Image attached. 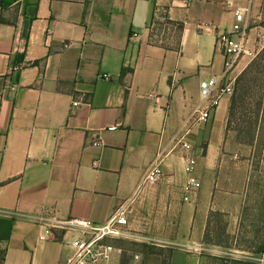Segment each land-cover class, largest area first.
<instances>
[{
	"label": "crops",
	"instance_id": "obj_1",
	"mask_svg": "<svg viewBox=\"0 0 264 264\" xmlns=\"http://www.w3.org/2000/svg\"><path fill=\"white\" fill-rule=\"evenodd\" d=\"M235 10L254 51L264 0H0V264H65L70 233L55 223L105 224L125 202V227L172 248L169 264H201L210 215L231 235L250 201L227 164L232 95L204 124L194 111L200 81L227 83L216 37ZM190 156L201 186L184 201Z\"/></svg>",
	"mask_w": 264,
	"mask_h": 264
},
{
	"label": "rangeland",
	"instance_id": "obj_2",
	"mask_svg": "<svg viewBox=\"0 0 264 264\" xmlns=\"http://www.w3.org/2000/svg\"><path fill=\"white\" fill-rule=\"evenodd\" d=\"M157 20L159 19L155 18L151 22L154 28L157 26ZM262 50L264 51V42L261 46L255 48L254 57L252 59L246 58L245 61L249 59V64L253 59H258V55L260 56ZM257 83L262 86L260 87L261 90L259 89L262 97L261 110L257 121L250 122L248 128H246V125L238 127L231 124L229 129L226 130L227 148L225 152L227 164L235 167L236 164L239 166L238 170L236 168H229V170L235 171L237 176L244 178L243 187L246 190L248 187L250 201L248 204L246 201L242 220L232 229L231 235L219 236L215 234L217 231L210 232L209 238H206L210 243H207V246L201 250V256L203 257L201 264H241L242 261L254 257L255 250L261 244L264 221L258 219L257 213L264 210V83L261 80H258ZM217 221L218 219L214 218L213 223ZM223 222L222 217H220L219 223L223 224ZM123 230L126 232L125 235L120 238L108 239L107 242L138 255L137 259H131L127 253H124L125 264H161V257L167 255V248L157 247L154 243L159 244V242L151 237L144 236L145 234L140 235L141 233L136 230L131 231L126 227ZM216 243L223 248L216 247ZM140 244L155 246L159 249L157 254H161V256L157 254L144 255Z\"/></svg>",
	"mask_w": 264,
	"mask_h": 264
},
{
	"label": "built area",
	"instance_id": "obj_3",
	"mask_svg": "<svg viewBox=\"0 0 264 264\" xmlns=\"http://www.w3.org/2000/svg\"><path fill=\"white\" fill-rule=\"evenodd\" d=\"M245 25L242 12L235 10L234 22L229 32H222L216 37V46L224 56L223 76L227 83L220 82L212 77L199 83V95L204 100L201 107L195 109L194 123L204 124L210 117V113L217 106L222 95H232L237 76L233 74L238 60L242 57L252 59L255 55L253 50L246 47ZM77 102H74V105ZM116 124L107 126L108 131L115 130ZM98 145V142H93ZM185 150L191 149L187 141L181 142ZM195 157L190 156L185 160V181L182 187L183 200L189 201L192 195L200 188L201 183L194 173ZM160 169L158 164H152L141 184L154 181ZM126 202L119 205L105 224H98L89 219L68 218L55 223V227L61 228L70 237L66 244L70 254L65 264H123L124 253L131 259H137L138 255L128 252L120 246L107 242L110 238H120L126 234L123 230L127 225L125 216Z\"/></svg>",
	"mask_w": 264,
	"mask_h": 264
},
{
	"label": "trees",
	"instance_id": "obj_4",
	"mask_svg": "<svg viewBox=\"0 0 264 264\" xmlns=\"http://www.w3.org/2000/svg\"><path fill=\"white\" fill-rule=\"evenodd\" d=\"M261 24H264V21H262ZM123 71H125V69H122L121 72L123 73ZM258 80H261V82L264 83V51L263 50L260 56L258 55V59L257 58L253 59L248 64V66L241 72V74L237 77L235 81L233 94L231 96L230 104L227 112L226 130L229 129V126H231V124H234L235 126L238 127H240L241 125L242 126L246 125V128H248L250 126V122L257 121V118L259 116V111L261 110L260 105H261V97H262V95L259 92V89L261 90L260 87L262 86L260 84L258 85L257 83ZM251 118H253V120H251ZM244 212H245V207L243 213ZM220 217L223 216L221 214H213L209 216L206 226V231L204 234V242L206 244L210 243L207 241L206 238H209L211 231H217L215 232V234L219 236L226 235L225 233L226 224L224 222L223 224L219 223ZM214 218L218 219L216 223H213ZM211 224H212V228H211ZM110 239H114V238H110ZM216 245H220V244L216 243ZM140 246L142 249V253L144 255L157 254L158 253L157 250H159L155 248V246L149 244H140ZM157 247H161V246H157ZM162 248H167L168 252L166 256L161 257V264H169L172 248L170 247H162ZM263 252H264V225H263L261 244L255 250L254 254L258 255ZM157 255L161 256V254H157ZM125 260L126 259L124 257L122 261L123 264H125L124 262Z\"/></svg>",
	"mask_w": 264,
	"mask_h": 264
}]
</instances>
